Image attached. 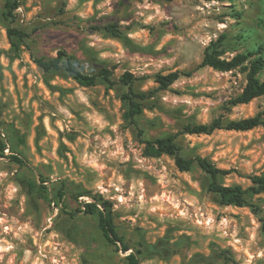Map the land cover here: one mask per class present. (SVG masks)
<instances>
[{"label":"rangeland","instance_id":"rangeland-1","mask_svg":"<svg viewBox=\"0 0 264 264\" xmlns=\"http://www.w3.org/2000/svg\"><path fill=\"white\" fill-rule=\"evenodd\" d=\"M6 1L0 0V140L6 145L0 264H127L128 252L107 241L97 215L63 210L56 200L62 187L68 209L100 194L110 199L119 233L141 248L144 264H264L260 216L248 206L222 204L197 163L181 171L171 155L148 156L125 117L126 86H82L64 67L46 72L34 61L65 49L88 73L104 67L114 79L134 73L137 89L153 92L138 116L144 139L177 134L189 123L264 114V95L231 104L246 86L240 68L199 66L222 34H228V58L264 43L258 25L264 0H21L14 25L28 37L19 52L8 36ZM109 24L122 37L108 32ZM172 71L191 74L159 89L157 76ZM177 141L185 158L208 157L230 169L220 177L225 185L248 188L251 175L264 174V125L180 134ZM12 154L27 162H14ZM78 193L86 194L78 200ZM251 199L264 216V193Z\"/></svg>","mask_w":264,"mask_h":264},{"label":"trees","instance_id":"trees-1","mask_svg":"<svg viewBox=\"0 0 264 264\" xmlns=\"http://www.w3.org/2000/svg\"><path fill=\"white\" fill-rule=\"evenodd\" d=\"M173 1V0H166ZM205 1H225V0H205ZM231 2L233 0H230ZM21 6V0H7L5 4V17L10 21L8 27V36L12 43L13 49L17 52L21 50L22 45L26 44L28 33L23 29L14 25L17 20L18 13L16 10ZM241 12L235 13L239 17ZM264 20L261 19L258 23L262 29ZM105 29L117 37H122V31L117 24H109ZM228 39V34H222L218 40L212 41L206 48L203 61L200 67L211 66L222 71H231L241 69L246 73V86L243 91L231 99V104L250 103L255 98L264 95V43H260L257 48L248 49L237 53L232 58L224 57L226 52L223 46L224 41ZM34 61L46 72L59 71L62 67L68 74L82 86L91 87L101 82L112 88L116 84H122L127 87V90L122 95V100L126 105L125 117L136 128L138 136L141 137V142L145 144V152L148 156L159 157L164 154L175 157L176 164L181 171H190L195 163H197L204 171L211 176L209 190L220 196V202L224 205L248 206L254 213L260 216L262 227L264 230V216L262 215L261 207L255 203L251 197L264 193V174L251 175L250 179L253 184L245 188L241 184L225 185L220 181V177L230 174V169H223L216 165L210 158L196 156L194 158H185L183 156L182 146L177 139L180 134H211L218 129L248 131L258 126L264 125V114L258 113L255 116L232 119L227 122L222 117L214 119L211 123H189L184 126L181 132L170 134L168 136L157 137L155 139H144V131L140 127L138 116L144 111V101L147 100L153 92L147 93L139 91L136 87V77L134 73L127 71L120 78L114 79L113 71L108 67H104L96 73H88L84 71L78 63L77 58L70 54L65 49H60L57 56L44 59L34 58ZM190 75L191 73H182L180 71H172L168 74H159L157 83L159 89H168L174 84L181 75ZM5 143L0 140V151L4 154ZM11 158L14 162L25 164L27 161L24 157L17 154H12ZM35 187L34 183H30ZM43 188H46L43 185ZM44 192V189L42 190ZM86 193L76 194L78 199ZM46 198L49 196L43 194ZM67 191L64 187L60 188L56 195V200L62 204L65 212L71 216H75L79 212L98 216V226L103 236L107 241L124 252L126 255L127 264H144L141 258V248H133L122 236L116 226V214L113 203L110 199L99 195V198L94 197L93 201H83V207L80 209H68L66 202ZM79 200V199H78ZM132 249V250H131ZM131 250V251H130ZM130 251V252H129Z\"/></svg>","mask_w":264,"mask_h":264}]
</instances>
